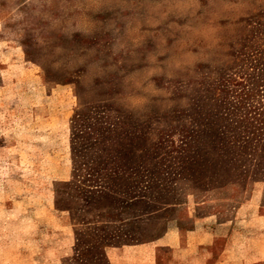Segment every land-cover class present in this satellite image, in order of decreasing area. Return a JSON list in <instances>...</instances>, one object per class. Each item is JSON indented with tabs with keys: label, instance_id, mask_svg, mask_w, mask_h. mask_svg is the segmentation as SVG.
<instances>
[{
	"label": "rangeland",
	"instance_id": "374dc122",
	"mask_svg": "<svg viewBox=\"0 0 264 264\" xmlns=\"http://www.w3.org/2000/svg\"><path fill=\"white\" fill-rule=\"evenodd\" d=\"M22 3L0 0V264L94 261L116 240L103 264H264V182L221 186L183 150L217 79L264 67V0L83 10L95 35L62 42L113 69L88 88L50 70Z\"/></svg>",
	"mask_w": 264,
	"mask_h": 264
},
{
	"label": "trees",
	"instance_id": "16d2710c",
	"mask_svg": "<svg viewBox=\"0 0 264 264\" xmlns=\"http://www.w3.org/2000/svg\"><path fill=\"white\" fill-rule=\"evenodd\" d=\"M242 64L236 72L217 79L210 110L201 111L198 119L202 124L183 148L194 153L191 164L195 153L204 157L202 170L209 167L217 184L240 188L249 181L264 182V67L258 68L253 62ZM94 192L83 198L84 204L95 199ZM117 241L96 244L94 261L81 252L77 264H103V249Z\"/></svg>",
	"mask_w": 264,
	"mask_h": 264
},
{
	"label": "clouds",
	"instance_id": "9594fccd",
	"mask_svg": "<svg viewBox=\"0 0 264 264\" xmlns=\"http://www.w3.org/2000/svg\"><path fill=\"white\" fill-rule=\"evenodd\" d=\"M117 3L118 0H23L22 4L15 5L14 16L23 19L22 9L29 8L31 23L36 25L38 33H42L37 40L41 58L53 72L78 74L82 78V86L88 88L95 86L96 80H108L112 66H105L103 61L93 59L94 50L81 55L84 49L65 45L61 37L71 40L76 35L87 38L94 36L98 30L96 23L86 22L78 13L83 10L99 13L104 8L114 9ZM114 27L115 21L109 20L104 30L112 32ZM113 51L118 52L119 49L114 48ZM124 90V81L121 80V91Z\"/></svg>",
	"mask_w": 264,
	"mask_h": 264
}]
</instances>
